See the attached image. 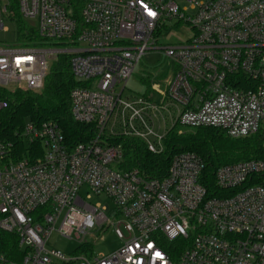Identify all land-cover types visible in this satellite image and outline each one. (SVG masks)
Listing matches in <instances>:
<instances>
[{
    "label": "built area",
    "instance_id": "built-area-1",
    "mask_svg": "<svg viewBox=\"0 0 264 264\" xmlns=\"http://www.w3.org/2000/svg\"><path fill=\"white\" fill-rule=\"evenodd\" d=\"M12 1L0 2V32L13 20ZM15 2L42 39L61 47L0 42V87L40 90L49 58L66 54L78 82L71 115L95 133L71 145L55 122L30 121L22 132L30 149L22 158L11 157L12 143H0V229L16 234L24 252L20 261L0 252V264H264L263 159L216 169L213 193L201 180L205 163L198 154H176L168 174L156 178L123 169V147L113 142L132 136L161 153L175 126H215L233 138L264 135V0ZM175 27L193 35L159 43ZM154 50L177 66L168 88H156L161 102L153 92L124 100L136 66ZM156 111L172 119L163 134L154 128ZM83 188L115 204L122 245L109 254L88 256V242L83 254L70 257L46 248L54 231L81 238L105 227L106 209L88 202Z\"/></svg>",
    "mask_w": 264,
    "mask_h": 264
},
{
    "label": "trees",
    "instance_id": "trees-1",
    "mask_svg": "<svg viewBox=\"0 0 264 264\" xmlns=\"http://www.w3.org/2000/svg\"><path fill=\"white\" fill-rule=\"evenodd\" d=\"M11 11L12 19L18 23V36L33 38V27L23 18L15 0L12 1ZM77 85L69 56L61 54L55 59L40 90L0 87V99L6 101V106L0 109V143L13 144V159L22 158L30 149L22 137L25 125L30 121L55 122L71 145L87 142L94 135L93 125L76 122L71 115L70 93ZM145 95L152 96L150 87ZM113 142L123 147V169H139L145 175L156 178H163L168 174L176 154L186 151L198 154L205 163L201 180L213 193L217 192L215 171L219 167L244 160H264V135L233 138L225 130L215 126H175L166 135L165 149L161 153L150 152L142 139L132 136L116 137ZM38 153H41V149ZM83 249L90 250V245L83 246ZM0 252L14 261H20L24 254L16 234L2 229Z\"/></svg>",
    "mask_w": 264,
    "mask_h": 264
},
{
    "label": "rangeland",
    "instance_id": "rangeland-1",
    "mask_svg": "<svg viewBox=\"0 0 264 264\" xmlns=\"http://www.w3.org/2000/svg\"><path fill=\"white\" fill-rule=\"evenodd\" d=\"M201 1V0H198ZM2 4L4 0L0 1ZM182 6L189 8V13L193 14L194 10L190 8L189 2L182 1ZM8 31L0 32V42L15 44L21 43L29 47H42V48H56L61 47L60 43L56 40L42 39L38 33L37 27H33V38L18 36V23L14 20L5 22ZM193 35V31L188 28H171L166 36L158 37L159 43H179L185 41ZM59 55L55 58L57 59ZM55 59L49 58L48 73L51 71ZM177 71L176 64L166 56L162 50H154L147 52L141 61L136 66L131 78L127 82V87L123 93L124 100L133 101L144 95L149 89H152L155 100L160 103L161 96L156 90L160 88L166 90L168 88L169 79H171ZM46 81V79H45ZM6 87L15 89L19 87L17 83H10ZM120 90V89H118ZM155 117V131L158 134H163L166 128L171 127L172 119L166 111H156ZM184 128V127H183ZM155 140V137H152ZM81 194L91 204H101L106 210V215L109 220L105 227L100 230L98 227L88 230L81 238H76L73 234L70 238L61 235L58 231H54L46 242V248L61 251L67 257L83 254L81 245L83 242L90 244V250L87 252L88 256H99L101 254H109L122 245V240L116 233L114 215L115 204L113 200L105 193L96 194L88 188H83ZM91 195L88 198V195ZM60 226V222L57 228Z\"/></svg>",
    "mask_w": 264,
    "mask_h": 264
}]
</instances>
